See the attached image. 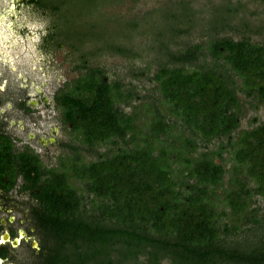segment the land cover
<instances>
[{
	"label": "trees",
	"instance_id": "16d2710c",
	"mask_svg": "<svg viewBox=\"0 0 264 264\" xmlns=\"http://www.w3.org/2000/svg\"><path fill=\"white\" fill-rule=\"evenodd\" d=\"M206 50L239 79L245 97L255 95L264 103L263 45L225 39L211 42ZM197 52L201 53L198 45L187 50L184 61L194 60ZM223 73L216 66L173 65L159 67L152 76L162 105L197 135L202 150L212 140L225 138L210 154L192 157L197 145L185 137L181 143L180 137L173 138L164 147L166 140L161 136L171 129L155 118L141 138L140 149L120 151L86 165L75 163L71 175L84 181L87 192L102 201L95 220L79 218L80 198L69 186L67 172L48 174L38 199L46 216L43 222L52 233L50 264H115V257L116 264H135L147 254V264H161L164 259L169 264H264V238L245 251L225 248L215 225L217 201L224 203L237 223L241 216L255 220L256 211L249 210L251 195L264 198V122L239 131L232 139L241 106ZM131 98L119 83H108L92 69L71 82L61 104L66 119L91 145L114 138L136 139L133 123L138 115L114 110V104ZM168 148L172 153L168 154ZM225 151L226 160L221 157ZM171 154L181 161L177 181L169 171ZM223 160L230 161V187L220 198L216 189L225 173ZM191 179L195 182L188 183Z\"/></svg>",
	"mask_w": 264,
	"mask_h": 264
},
{
	"label": "rangeland",
	"instance_id": "374dc122",
	"mask_svg": "<svg viewBox=\"0 0 264 264\" xmlns=\"http://www.w3.org/2000/svg\"><path fill=\"white\" fill-rule=\"evenodd\" d=\"M225 39L264 46V0H0V81L15 89L26 79L25 84L31 91L36 89L51 99L57 88L88 69L97 68L108 82H118L132 94L133 105H155L170 119L152 79L157 69L173 65L187 69L216 66L224 71L241 106L238 133L264 122V103L255 95L245 97L239 90V79L207 52L211 42ZM195 45L201 47V53L197 52L192 61H184V53ZM15 108L13 104L12 109ZM119 109L131 110L122 105ZM51 112L52 106L50 109L37 107L40 125L46 124L49 128L60 124L57 111L53 120ZM55 137L58 143L40 149V161L45 167L56 166L57 156L63 152L60 142H69L62 131ZM223 142L214 140L206 149L216 150ZM197 144V152L202 151L200 141ZM69 145L76 147L87 161L94 160L99 153L109 155L117 148H129L128 144L118 143L86 150L73 140ZM223 157L227 158L225 154ZM223 166L228 169L230 161ZM73 185L81 199L79 218L95 220L102 201L79 182ZM8 196L21 200L14 190ZM250 202L249 210L256 211L255 220L243 218L239 223H233L229 209L218 203L215 225L223 247L245 251L264 238V198L253 194ZM20 210L14 213V222L27 229L32 221L29 215H24L28 207ZM224 228L230 232L225 234ZM47 238L40 233L35 239L38 245H43L42 240ZM51 244L53 247L52 239ZM14 254L19 264L41 262L26 245ZM147 259L148 254L143 255L135 264H147ZM114 262L117 263L116 257ZM161 264L169 261L161 260Z\"/></svg>",
	"mask_w": 264,
	"mask_h": 264
},
{
	"label": "flooded vegetation",
	"instance_id": "af4514ba",
	"mask_svg": "<svg viewBox=\"0 0 264 264\" xmlns=\"http://www.w3.org/2000/svg\"><path fill=\"white\" fill-rule=\"evenodd\" d=\"M93 69L101 78L107 81L100 69ZM19 78L21 79L22 77L19 76ZM22 81L24 84H22ZM22 81L20 82V85H18V88L15 89L7 87L6 81H0V264H19L17 259H15L16 256L14 253L25 245L29 250L33 251L36 258L41 259L40 263L36 262L35 264H50V259L53 256V247L52 244L50 245L52 233L50 227L43 222L46 219V216L42 209L41 202L38 199L40 188L45 186L49 179L48 174L50 172L61 170L67 172V182L69 186L76 191L80 198L73 183L79 182L85 189L86 186L84 181H81L80 178L71 175V168H73V165L75 163L86 165L87 163L107 158L120 151H133L135 149H140L143 144L141 138H144L146 132L149 130V123L155 118L161 120L165 125H169L171 129L165 133V136H161L162 139L166 140L164 147H167V145L169 147L173 138L178 139L180 137V140H178L179 143H181V138L185 137L193 140L198 148L197 141H200V139L197 135H193L187 126H183L181 120L177 119L169 112V110L165 109V112L170 116V119H168L166 115L161 114L155 105L153 106L151 104L143 103L135 106L130 100L127 103L114 104V110L117 113L121 112L127 115L135 113L138 115V119L133 123V134L136 139L133 141L126 140L125 142H122L114 138L113 141L109 143L100 142L88 145L82 135H80L74 126L66 119L64 109L62 108L61 101L68 92L72 81L68 84H64L61 88H57L52 94L51 99H48L36 89L31 91L29 86L25 84L27 81L26 79ZM8 88L11 90H8ZM132 99L133 97L131 100ZM13 104L16 106L14 110L12 109ZM39 105H42L43 109H50V106H52L53 112H51L50 118L53 120V116L55 115L54 111L56 110L58 114L57 116L60 119V124H53L49 128L46 127V124L40 125L37 117V107ZM120 105L127 106L131 108V110L129 112L121 111L119 109ZM15 111L17 112L15 113ZM60 131L67 134L69 142L73 140L78 143L81 148L85 147L86 150L92 149L95 146L106 145L107 147L109 144L118 143L125 146L128 144L129 148H117L109 155H101V153H99L94 160L87 161L81 157L76 147H70L69 142H60L63 146V152L61 155L57 156L58 162L56 166L45 167L40 161V149H45L46 147H51L58 143L55 134L60 133ZM236 134L237 128L231 133L233 140H235ZM220 140L226 142L223 137ZM174 145L175 147L178 146V149H180L178 143L175 142ZM206 148L207 147L200 151L201 153L196 150L195 153L190 154L192 157H197L200 154L208 155L210 152L215 151L207 150ZM167 150L168 154L172 153L171 148H168ZM226 150L228 151L229 148L226 147ZM154 154H156V151ZM223 154L228 158V153L225 151L221 154V157L226 160L227 158L223 157ZM213 162L220 164V160L218 159H214ZM224 163L226 162L224 161L223 164ZM168 165L173 180L177 181L178 179H181L179 173L181 171L180 159H176L175 155L171 154L170 159L168 160ZM223 170L225 173L221 181L222 185L219 189H216L220 198L222 197V191L230 187V166L226 170L223 166ZM183 181L186 182V180ZM187 182L193 183L195 181H192L191 179ZM208 188H210V186H208ZM13 190L21 197V200L16 197L8 196V193ZM219 202L223 203L222 201H217L216 205H218ZM24 207H28V210L24 212V215H29L30 220H32L27 229L18 226V224L14 222V213L21 212L20 209H23ZM243 218L245 217L241 216L239 221L241 222ZM36 233L48 236L47 239L42 240L44 243L43 245L37 244L35 239L37 235ZM49 245L51 247H49Z\"/></svg>",
	"mask_w": 264,
	"mask_h": 264
}]
</instances>
